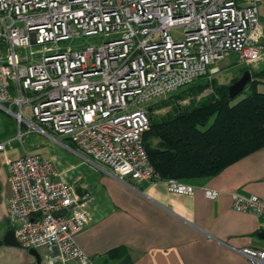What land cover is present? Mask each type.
<instances>
[{
  "label": "built area",
  "instance_id": "2783aa9c",
  "mask_svg": "<svg viewBox=\"0 0 264 264\" xmlns=\"http://www.w3.org/2000/svg\"><path fill=\"white\" fill-rule=\"evenodd\" d=\"M260 1L0 0V109L18 123L15 138L0 140V152L33 131L62 136L123 182L165 181L170 191L193 194L195 186L163 179L150 161L144 104L208 75L232 52L245 66L263 59ZM175 27L183 38L171 34ZM83 36L102 40L62 48ZM57 177L41 153L12 160L8 220L20 246L44 250L45 264H89L76 235L91 220V194ZM234 207L264 215L256 195L237 196ZM239 251L264 264V246Z\"/></svg>",
  "mask_w": 264,
  "mask_h": 264
},
{
  "label": "crops",
  "instance_id": "0c3cea01",
  "mask_svg": "<svg viewBox=\"0 0 264 264\" xmlns=\"http://www.w3.org/2000/svg\"><path fill=\"white\" fill-rule=\"evenodd\" d=\"M258 9L264 32V0ZM263 61L264 57L252 65L255 71L264 69ZM53 139L80 162L59 170L53 154L42 153L45 147L35 143L29 148L7 146L0 152V239L13 228L8 220L9 164L30 152L49 158L57 178L78 193L90 192L91 220L76 235L89 264H252L239 250L264 246V215L234 207L237 196L264 200V147L215 176L184 181L196 189L193 194H180L170 191L165 181L123 182L83 155L68 138ZM205 188L218 191V196L207 198ZM38 251H42L40 264H45L44 250ZM0 264L38 263L28 249L3 243Z\"/></svg>",
  "mask_w": 264,
  "mask_h": 264
},
{
  "label": "trees",
  "instance_id": "16d2710c",
  "mask_svg": "<svg viewBox=\"0 0 264 264\" xmlns=\"http://www.w3.org/2000/svg\"><path fill=\"white\" fill-rule=\"evenodd\" d=\"M251 69L250 66L244 70ZM231 96L229 83L190 84L148 107L151 125L144 134L150 161L163 179L212 177L264 147V69ZM167 109L164 114L156 111ZM152 139H156L153 142Z\"/></svg>",
  "mask_w": 264,
  "mask_h": 264
},
{
  "label": "rangeland",
  "instance_id": "374dc122",
  "mask_svg": "<svg viewBox=\"0 0 264 264\" xmlns=\"http://www.w3.org/2000/svg\"><path fill=\"white\" fill-rule=\"evenodd\" d=\"M183 28L182 27H175L171 30V34L174 36V38H183ZM102 40L100 37L95 36H83L76 39L66 40L61 42V46L63 49H67L68 47L71 48H78L85 44H91L95 43L96 40ZM264 62V61H263ZM259 64V63H258ZM257 64V65H258ZM264 66V63L260 65V67ZM210 67L216 68L205 76H202L198 79H196L192 84H200L205 82H211L213 78L217 80L220 84H226L231 82L232 79H236L240 76H242L244 72V67L242 64L239 63L238 55L234 52L230 53L226 58L223 60H219L215 63H213ZM209 67V68H210ZM253 71H255L252 66H250ZM258 68H256L257 70ZM186 87H183L181 89H184ZM259 90L264 91V84L259 85ZM249 91V88L247 87L243 93H241L236 99H239L243 97L247 92ZM170 96V95H169ZM161 98L159 100H154L152 102L145 103V107H149L150 105L161 102L164 99L169 98ZM167 111V109H161L155 112V114H164ZM25 130V127H24ZM18 133V123L16 122L15 118L12 115H9L8 113L2 111L0 109V140L7 141L15 138L16 134ZM57 140H63V137L61 136H54ZM153 142H156V139H152ZM32 143L37 144L38 148L45 147L42 149V153H52L55 157V164L58 162L59 170H64L68 167H71L73 164L77 165L80 162V159L77 155L74 154L71 150H69L67 147L61 145L55 139L52 137L43 135L38 133L37 131H33L26 135L24 137L23 143L20 142L18 139L13 140V142L8 145L10 148L13 147H19V148H29ZM63 163V164H62ZM83 165H81L82 167ZM58 167V166H57ZM0 198H2V194L0 192ZM42 250V249H40ZM40 254H42V251H39Z\"/></svg>",
  "mask_w": 264,
  "mask_h": 264
},
{
  "label": "water",
  "instance_id": "95a60500",
  "mask_svg": "<svg viewBox=\"0 0 264 264\" xmlns=\"http://www.w3.org/2000/svg\"><path fill=\"white\" fill-rule=\"evenodd\" d=\"M258 74H254L250 69L244 70L242 76H240L231 86H230V92L231 96H235L242 92L245 87L252 81L254 77H256ZM68 212V208L63 209L61 212H55L56 216L59 215H65ZM264 236V233H263ZM10 244V245H19L16 236H15V229L10 228L7 230V232L4 234V236L0 239V245L1 244ZM30 253L34 255L37 259V263H41V256L38 250L36 249H29Z\"/></svg>",
  "mask_w": 264,
  "mask_h": 264
}]
</instances>
